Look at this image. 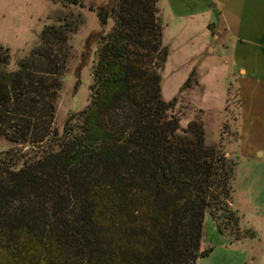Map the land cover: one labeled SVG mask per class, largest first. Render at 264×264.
<instances>
[{"label": "trees", "instance_id": "1", "mask_svg": "<svg viewBox=\"0 0 264 264\" xmlns=\"http://www.w3.org/2000/svg\"><path fill=\"white\" fill-rule=\"evenodd\" d=\"M158 1L99 10L114 24L96 41L90 103L62 132L68 52L55 45L69 25L45 28L16 69L0 45V138L22 147L0 156V264H196L212 252L201 249L207 214L222 234L240 231L237 162L206 145L201 122L168 115Z\"/></svg>", "mask_w": 264, "mask_h": 264}, {"label": "rangeland", "instance_id": "2", "mask_svg": "<svg viewBox=\"0 0 264 264\" xmlns=\"http://www.w3.org/2000/svg\"><path fill=\"white\" fill-rule=\"evenodd\" d=\"M115 1L0 0V45L11 50V69H16L17 61L36 47L45 28L53 26L62 30L64 24H68L71 29H63L66 30L67 40L64 44L55 45L57 49L64 48L63 51L68 52L63 86L56 101L54 126L59 132L63 131L70 113L81 112L90 103V86L97 60L96 41L114 24L113 19H109L103 25L98 12L101 9L110 10ZM201 1L157 2L164 26L163 45L170 51L161 72L162 97L167 102H174L168 115L179 118L183 128H187L192 121L201 122L206 145L221 148L227 157L237 162L231 205L241 220L239 232L230 230L222 234L207 214L201 249L212 247V252L199 258L196 264H264V132L262 137L255 131L251 136L242 133L238 77L243 75L234 59V40L227 38L229 42L226 46L221 38L214 42L208 23L212 18L219 26L218 10L209 9L198 15L191 13ZM256 1L246 2L248 10L254 9L252 3ZM261 1L263 9L264 0ZM185 12L190 14L183 16ZM261 24L264 27V22ZM254 33L253 29V36L244 39L249 51L264 44V39L254 37ZM58 34L57 39H60ZM262 65L264 69V62ZM261 75L255 77L260 80L264 78ZM260 90L257 95L264 96V91ZM256 113L260 114V109H256L255 116ZM258 122L264 129V117L258 118ZM239 141L248 145L252 156L238 152ZM258 145L262 147L255 154ZM20 148L21 145L6 137L0 138V156ZM27 148H23V152ZM246 231L255 236L250 237ZM236 233L241 239H235Z\"/></svg>", "mask_w": 264, "mask_h": 264}, {"label": "crops", "instance_id": "3", "mask_svg": "<svg viewBox=\"0 0 264 264\" xmlns=\"http://www.w3.org/2000/svg\"><path fill=\"white\" fill-rule=\"evenodd\" d=\"M247 1L248 0H203L199 3V7L194 9L191 13H196L198 15L206 13L209 9L216 8L218 10L219 16L217 21L219 22V26H217L211 18L208 23V28L212 30L214 42L221 38L223 39V45L226 46L227 43L231 41V38L234 40V59L237 60L236 64L239 66L238 71L243 75L238 77L242 133L244 136L246 134L251 136V133L255 131L256 135L262 137L264 129L261 123L258 122V118L264 117V96L257 95V93L261 88L260 92L264 91V78L259 80L255 76L262 74L261 76L264 77V69L262 67L264 62L262 61L264 44L258 47L255 46L249 51V49L246 48L247 42H245L244 39L253 36V34L251 35L253 29L255 32L254 37L264 39V27L261 24L264 22V7L262 9V1L257 0L256 3H252L254 9H250L254 10L255 13H253L247 8ZM185 13L182 15L185 16L190 14L187 12ZM192 15L193 14H191V16ZM245 22L247 23L245 24ZM255 28H257V31ZM227 38H230L229 41ZM211 50H213V48H211ZM257 68L259 69L256 73ZM261 108H263V110H261ZM256 109H260V114L256 113L255 116L254 113ZM261 147V145L257 146L255 154ZM238 152L243 155L252 156L245 142L239 141Z\"/></svg>", "mask_w": 264, "mask_h": 264}]
</instances>
